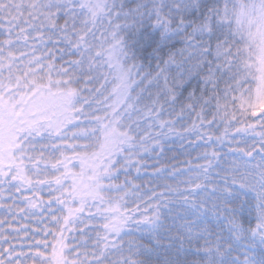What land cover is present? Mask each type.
<instances>
[{
    "label": "snow or ice",
    "instance_id": "6c2138e0",
    "mask_svg": "<svg viewBox=\"0 0 264 264\" xmlns=\"http://www.w3.org/2000/svg\"><path fill=\"white\" fill-rule=\"evenodd\" d=\"M0 264H264V0H0Z\"/></svg>",
    "mask_w": 264,
    "mask_h": 264
},
{
    "label": "trees",
    "instance_id": "16d2710c",
    "mask_svg": "<svg viewBox=\"0 0 264 264\" xmlns=\"http://www.w3.org/2000/svg\"><path fill=\"white\" fill-rule=\"evenodd\" d=\"M258 115H259V113H258ZM34 227H36V225H34ZM67 235H69V237H71L72 235H73V233H68ZM40 238H42V237H37V239H40ZM49 239H51V237H49Z\"/></svg>",
    "mask_w": 264,
    "mask_h": 264
}]
</instances>
